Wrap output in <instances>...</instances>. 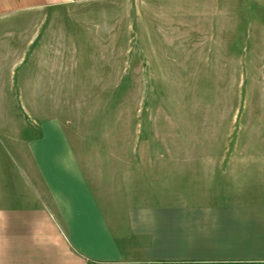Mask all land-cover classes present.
Here are the masks:
<instances>
[{"label":"rangeland","instance_id":"1","mask_svg":"<svg viewBox=\"0 0 264 264\" xmlns=\"http://www.w3.org/2000/svg\"><path fill=\"white\" fill-rule=\"evenodd\" d=\"M193 14L194 0H105L0 17V184L19 161L33 177L43 126L91 176L184 164L188 194L202 163L262 160L264 59L241 49L252 28H235L230 52L193 36Z\"/></svg>","mask_w":264,"mask_h":264},{"label":"crops","instance_id":"2","mask_svg":"<svg viewBox=\"0 0 264 264\" xmlns=\"http://www.w3.org/2000/svg\"><path fill=\"white\" fill-rule=\"evenodd\" d=\"M101 1L0 0V17ZM193 18L202 32L193 36L208 32L203 41L230 52L235 28H252L241 49L264 59V0H194ZM27 149L33 177L19 161L23 175L9 169L0 184V264H264V157L202 163L188 194L184 164L91 176L65 136L44 126ZM38 160L51 193L44 202Z\"/></svg>","mask_w":264,"mask_h":264}]
</instances>
